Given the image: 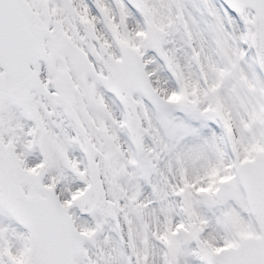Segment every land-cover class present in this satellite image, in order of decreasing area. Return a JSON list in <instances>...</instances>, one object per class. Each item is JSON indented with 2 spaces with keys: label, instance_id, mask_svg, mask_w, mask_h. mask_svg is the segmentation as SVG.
I'll return each instance as SVG.
<instances>
[{
  "label": "snow or ice",
  "instance_id": "1",
  "mask_svg": "<svg viewBox=\"0 0 264 264\" xmlns=\"http://www.w3.org/2000/svg\"><path fill=\"white\" fill-rule=\"evenodd\" d=\"M0 264H264V0H0Z\"/></svg>",
  "mask_w": 264,
  "mask_h": 264
}]
</instances>
